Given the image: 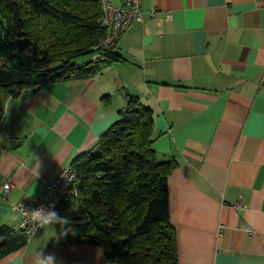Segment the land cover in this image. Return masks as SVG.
<instances>
[{"label":"crops","instance_id":"crops-1","mask_svg":"<svg viewBox=\"0 0 264 264\" xmlns=\"http://www.w3.org/2000/svg\"><path fill=\"white\" fill-rule=\"evenodd\" d=\"M142 10L114 51L123 61L87 80L0 93V190L14 184L0 194V228L20 234L13 205L41 199L137 100L154 112L159 160L178 162V264H264V0H145ZM55 232L43 228L0 264H35L42 250L63 264H112L97 245H54Z\"/></svg>","mask_w":264,"mask_h":264},{"label":"trees","instance_id":"trees-1","mask_svg":"<svg viewBox=\"0 0 264 264\" xmlns=\"http://www.w3.org/2000/svg\"><path fill=\"white\" fill-rule=\"evenodd\" d=\"M101 14V0H0V93L87 80L123 61L113 50L99 63H73L107 36ZM4 119L0 100V126ZM154 132L152 109L131 100L95 150L74 160L79 195L59 212L74 220L78 235L62 245L100 246L112 264H178L169 197L178 162L159 160ZM28 241L2 226L0 260Z\"/></svg>","mask_w":264,"mask_h":264},{"label":"built area","instance_id":"built-area-1","mask_svg":"<svg viewBox=\"0 0 264 264\" xmlns=\"http://www.w3.org/2000/svg\"><path fill=\"white\" fill-rule=\"evenodd\" d=\"M145 0H122L121 5L115 6L110 0H101L102 14L99 24L107 30V36L101 43L94 46L95 53L92 55V62L99 63L106 59L105 53L116 49L120 39L136 24L143 21L142 5ZM155 18L158 12H152ZM171 19V14H167ZM78 174L71 165L65 168L57 179L52 183H46L44 186L43 197L41 199H32L30 201H22L13 205L12 209L19 213V205L30 211L43 205L45 209L49 205L53 206V210L60 211L62 207L73 202L78 198L79 192L77 188ZM14 189L12 181L7 180L2 189L1 195H6ZM43 229V228H42ZM37 229L29 212L21 215L20 232L30 239L33 235L40 232Z\"/></svg>","mask_w":264,"mask_h":264},{"label":"clouds","instance_id":"clouds-1","mask_svg":"<svg viewBox=\"0 0 264 264\" xmlns=\"http://www.w3.org/2000/svg\"><path fill=\"white\" fill-rule=\"evenodd\" d=\"M25 212H29L31 214L34 226L37 229L62 226L58 227L54 234V245H58L68 236L75 237L78 235V230L75 227L74 220L70 216L62 215L59 211L53 210L52 205H49L47 209L41 205L40 207L26 211L20 204L19 214L23 215ZM35 264H63V261L54 251L45 254L44 250H42L36 253Z\"/></svg>","mask_w":264,"mask_h":264},{"label":"rangeland","instance_id":"rangeland-1","mask_svg":"<svg viewBox=\"0 0 264 264\" xmlns=\"http://www.w3.org/2000/svg\"><path fill=\"white\" fill-rule=\"evenodd\" d=\"M91 61H92V54H87V55H84V56H81V57L74 59L73 63L80 66V65L88 64ZM3 62L4 61H0V65H1V63L3 64Z\"/></svg>","mask_w":264,"mask_h":264}]
</instances>
